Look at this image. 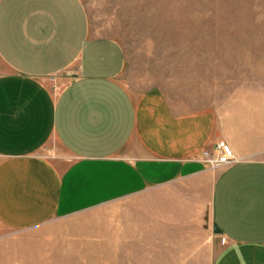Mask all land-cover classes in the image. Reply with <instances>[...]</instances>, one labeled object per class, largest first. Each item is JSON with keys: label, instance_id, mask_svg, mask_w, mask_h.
<instances>
[{"label": "crops", "instance_id": "crops-1", "mask_svg": "<svg viewBox=\"0 0 264 264\" xmlns=\"http://www.w3.org/2000/svg\"><path fill=\"white\" fill-rule=\"evenodd\" d=\"M124 67L83 0H0V226L100 213L99 233L72 224L53 232L54 250L79 243L107 264H264V143L222 129L214 111L132 93ZM63 74L56 92L50 77ZM219 141L239 160L212 171L201 152ZM39 246L11 240L0 255L11 264L23 251L29 264Z\"/></svg>", "mask_w": 264, "mask_h": 264}, {"label": "rangeland", "instance_id": "rangeland-1", "mask_svg": "<svg viewBox=\"0 0 264 264\" xmlns=\"http://www.w3.org/2000/svg\"><path fill=\"white\" fill-rule=\"evenodd\" d=\"M83 2L93 28L122 44L120 80L128 90H158L182 111H214L222 129L264 143V0ZM67 81V75L57 76L53 90ZM100 216L51 220L28 231L0 226V244L39 241L38 252L27 254L29 264H107V256L86 253L79 243L76 254H66L64 247L60 254L51 239L70 226L99 233L107 224ZM6 257L0 255V264ZM24 257L23 251L14 253L11 264H27Z\"/></svg>", "mask_w": 264, "mask_h": 264}, {"label": "built area", "instance_id": "built-area-1", "mask_svg": "<svg viewBox=\"0 0 264 264\" xmlns=\"http://www.w3.org/2000/svg\"><path fill=\"white\" fill-rule=\"evenodd\" d=\"M50 80L55 81V78L52 76L50 77ZM238 160L239 158L235 155L231 146L224 141L216 143L212 151L203 150L201 152V161L209 168L215 169L231 165Z\"/></svg>", "mask_w": 264, "mask_h": 264}, {"label": "water", "instance_id": "water-1", "mask_svg": "<svg viewBox=\"0 0 264 264\" xmlns=\"http://www.w3.org/2000/svg\"><path fill=\"white\" fill-rule=\"evenodd\" d=\"M213 231H214L215 233H220V232H221V230L217 227L216 224L213 225Z\"/></svg>", "mask_w": 264, "mask_h": 264}, {"label": "bare ground", "instance_id": "bare-ground-1", "mask_svg": "<svg viewBox=\"0 0 264 264\" xmlns=\"http://www.w3.org/2000/svg\"><path fill=\"white\" fill-rule=\"evenodd\" d=\"M211 169H214V168H211Z\"/></svg>", "mask_w": 264, "mask_h": 264}]
</instances>
